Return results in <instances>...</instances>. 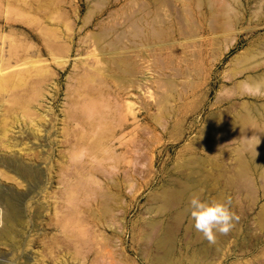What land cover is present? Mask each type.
<instances>
[{
    "label": "rangeland",
    "instance_id": "1",
    "mask_svg": "<svg viewBox=\"0 0 264 264\" xmlns=\"http://www.w3.org/2000/svg\"><path fill=\"white\" fill-rule=\"evenodd\" d=\"M257 81L264 0H0V264H264ZM194 192L239 217L214 243Z\"/></svg>",
    "mask_w": 264,
    "mask_h": 264
},
{
    "label": "clouds",
    "instance_id": "2",
    "mask_svg": "<svg viewBox=\"0 0 264 264\" xmlns=\"http://www.w3.org/2000/svg\"><path fill=\"white\" fill-rule=\"evenodd\" d=\"M243 83V90L246 94L253 97H264V82ZM256 139L259 143V139L257 137ZM231 205L230 197L225 201H220L214 198L204 199L193 194L188 201L187 211L195 230L210 243H214L217 234L227 235L234 227V222L239 219L231 210Z\"/></svg>",
    "mask_w": 264,
    "mask_h": 264
},
{
    "label": "bare ground",
    "instance_id": "3",
    "mask_svg": "<svg viewBox=\"0 0 264 264\" xmlns=\"http://www.w3.org/2000/svg\"><path fill=\"white\" fill-rule=\"evenodd\" d=\"M226 6H229V5H226ZM259 135L262 138H264V133L260 132ZM10 165L12 166L13 169H15V171H17L25 179L29 180L30 182H34V184L40 183L39 182L40 175L38 174L39 172L37 173L35 170L25 168L23 166H20L19 164L18 165H16L15 163L11 164V162H10ZM0 171H2V170H0ZM0 192H1V194H0V208L2 209V215H3L2 224L0 227V246H7V245H9V242L10 243L13 242V239L15 238V231H17V230H15V229H17V226L22 225L24 223V215H23V211H22V203H23L22 198L23 197L14 193V192H4V190L2 189V186H0ZM194 194H195V192H194ZM196 194H197V192H196ZM170 195H172V194H170ZM167 197L172 199V197H169V196H167ZM173 198H175V196ZM170 199H168V200H170ZM176 200H178V199H176ZM165 206H167V205H165ZM184 209L186 210V208H184ZM180 213L182 214V212H180ZM159 241H160V244L162 246L166 245L168 243V242H166L167 241L166 239H159ZM159 241H157V242H159Z\"/></svg>",
    "mask_w": 264,
    "mask_h": 264
},
{
    "label": "built area",
    "instance_id": "4",
    "mask_svg": "<svg viewBox=\"0 0 264 264\" xmlns=\"http://www.w3.org/2000/svg\"><path fill=\"white\" fill-rule=\"evenodd\" d=\"M0 210H2V209L0 208ZM2 217H3V215L0 214V227H1V224H2Z\"/></svg>",
    "mask_w": 264,
    "mask_h": 264
}]
</instances>
